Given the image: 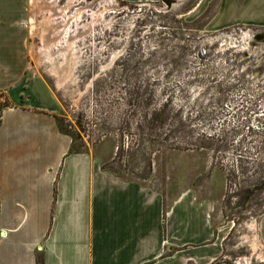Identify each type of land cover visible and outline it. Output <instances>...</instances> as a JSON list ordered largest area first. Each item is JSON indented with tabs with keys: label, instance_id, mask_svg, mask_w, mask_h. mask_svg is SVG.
I'll list each match as a JSON object with an SVG mask.
<instances>
[{
	"label": "rangeland",
	"instance_id": "1",
	"mask_svg": "<svg viewBox=\"0 0 264 264\" xmlns=\"http://www.w3.org/2000/svg\"><path fill=\"white\" fill-rule=\"evenodd\" d=\"M70 1L42 3L34 23L30 8L28 73L60 105L73 152L103 153L109 170L157 188L184 181L214 205L225 261L260 264L244 236L264 218V0ZM50 21L69 22L51 43L62 82L40 53Z\"/></svg>",
	"mask_w": 264,
	"mask_h": 264
},
{
	"label": "crops",
	"instance_id": "2",
	"mask_svg": "<svg viewBox=\"0 0 264 264\" xmlns=\"http://www.w3.org/2000/svg\"><path fill=\"white\" fill-rule=\"evenodd\" d=\"M30 17V0H0V264H230L214 205L184 181L157 188L73 152L60 105L28 73ZM258 235L262 259L264 218Z\"/></svg>",
	"mask_w": 264,
	"mask_h": 264
},
{
	"label": "bare ground",
	"instance_id": "3",
	"mask_svg": "<svg viewBox=\"0 0 264 264\" xmlns=\"http://www.w3.org/2000/svg\"><path fill=\"white\" fill-rule=\"evenodd\" d=\"M49 0H30V8H31V11H32V22L33 20L35 19L36 15L38 14V10H41V9H44V7L42 6V3L44 2H48ZM52 2V0H50ZM73 0H71L70 2L72 3ZM69 2V5H71ZM180 3L179 2H172L170 5L168 4H165V7L168 9L170 7H173V6H176V5H179ZM68 5V6H69ZM108 6H105V7H101V10L99 12H97V14H94V15H97L99 17L103 16V14L106 12V10L108 9L107 8ZM41 8V9H40ZM52 11H55L54 9H50ZM81 11H78L72 19H76L79 18L81 16ZM58 14V13H57ZM52 16V15H51ZM57 16V15H56ZM55 17V16H54ZM51 19V18H50ZM69 21V20H68ZM71 21V20H70ZM34 23V22H33ZM33 23L31 24L32 26V31L34 29V25ZM60 24L56 25L55 23L51 22L48 24V27L45 29V33L47 35H53L54 39L53 41L52 40H49L47 42V44L45 43L44 46H43V49L41 50L40 53H42L43 51H46V55H45V58H44V62L45 63H48V64H51V70H50V74L51 76H54V77H57L59 78V82H62L64 81L65 79V75H64V68L63 67H58V65L54 62V57L52 55V49H51V43H56L57 41H60V37L64 34V32H66L67 28H68V25H69V22H64L63 25L59 26ZM90 25H87V26H84L83 28H89ZM92 26V25H91ZM49 28V29H48ZM35 31V30H34ZM44 31V30H43ZM67 35V34H66ZM62 51V50H61ZM59 50L60 53H63ZM65 51V50H63ZM65 55V54H64ZM257 226V223L256 222H253L251 223V225H247V228L252 231L254 234H253V237H249V236H244V240H249L251 239V247L253 249V251H258L259 249H261V244L259 243L258 239H257V236H256V230L258 229V227L256 228ZM261 257V256H260ZM263 259V258H262ZM250 261H246V264H249Z\"/></svg>",
	"mask_w": 264,
	"mask_h": 264
},
{
	"label": "water",
	"instance_id": "4",
	"mask_svg": "<svg viewBox=\"0 0 264 264\" xmlns=\"http://www.w3.org/2000/svg\"><path fill=\"white\" fill-rule=\"evenodd\" d=\"M162 1H163L164 4L170 5L172 2H179V3H181V2H184L186 0H162Z\"/></svg>",
	"mask_w": 264,
	"mask_h": 264
},
{
	"label": "built area",
	"instance_id": "5",
	"mask_svg": "<svg viewBox=\"0 0 264 264\" xmlns=\"http://www.w3.org/2000/svg\"><path fill=\"white\" fill-rule=\"evenodd\" d=\"M264 262V258H263V260H260V263H263ZM235 264H246V261H243V262H237V263H235ZM249 264H251V263H249Z\"/></svg>",
	"mask_w": 264,
	"mask_h": 264
},
{
	"label": "trees",
	"instance_id": "6",
	"mask_svg": "<svg viewBox=\"0 0 264 264\" xmlns=\"http://www.w3.org/2000/svg\"><path fill=\"white\" fill-rule=\"evenodd\" d=\"M65 134V133H64ZM67 135V134H66ZM37 264H43V259L42 258H38L37 259Z\"/></svg>",
	"mask_w": 264,
	"mask_h": 264
},
{
	"label": "flooded vegetation",
	"instance_id": "7",
	"mask_svg": "<svg viewBox=\"0 0 264 264\" xmlns=\"http://www.w3.org/2000/svg\"><path fill=\"white\" fill-rule=\"evenodd\" d=\"M80 11V10H79Z\"/></svg>",
	"mask_w": 264,
	"mask_h": 264
}]
</instances>
